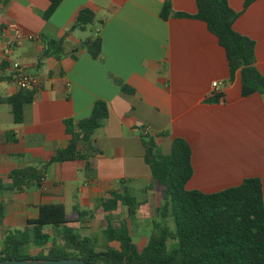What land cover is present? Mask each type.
I'll use <instances>...</instances> for the list:
<instances>
[{
	"label": "crops",
	"instance_id": "obj_1",
	"mask_svg": "<svg viewBox=\"0 0 264 264\" xmlns=\"http://www.w3.org/2000/svg\"><path fill=\"white\" fill-rule=\"evenodd\" d=\"M166 1L175 12L196 13V0H62L45 21L48 0H0V30L17 26L24 34L56 41L78 11L87 8L95 13L93 33L101 39L99 60L84 50L73 52L93 34L86 31L66 38L59 60L41 58L37 44L26 39L4 59L0 44L4 75L16 61L39 81L36 99L24 107L20 124L14 123L11 107L0 104V179L7 181L17 169L40 167L66 148L65 120L88 118L97 100L108 108L90 142L98 152L88 172L82 161L52 163L40 185L1 198L6 206L3 239L10 231L24 232L43 205H62L73 221L76 212L95 214L96 200L112 192L134 197L155 192L147 190L151 174L144 161L142 130L168 133L157 141L161 155L170 153L174 138L187 142L193 168L187 190L212 194L258 178L264 203V100L259 94L241 97L238 74L229 82L225 52L203 22L160 18ZM227 1L241 12L233 30L255 42V67L264 77V0L245 10L244 0ZM117 81L134 93L124 94ZM213 82L219 83L215 91ZM17 91L11 77H0V98ZM212 92L224 94L225 102L205 103ZM94 217L102 219L98 213ZM91 222L85 224L88 229Z\"/></svg>",
	"mask_w": 264,
	"mask_h": 264
},
{
	"label": "trees",
	"instance_id": "obj_2",
	"mask_svg": "<svg viewBox=\"0 0 264 264\" xmlns=\"http://www.w3.org/2000/svg\"><path fill=\"white\" fill-rule=\"evenodd\" d=\"M256 0H244L243 10ZM42 19L47 21L62 0H48ZM5 2H1L4 5ZM196 13L189 15L175 12L169 1L160 11V18L167 20L193 19L203 22L223 48L229 69V82L238 74L241 97L259 94L264 100V77L255 67V42L233 30L234 22L241 12H235L227 0H196ZM1 5V6H2ZM95 13L87 8L80 9L73 23L59 40L42 38L45 49L41 58L59 60L64 56L66 38L75 31L87 29L93 33ZM86 51L93 60L101 58V39L98 33L91 34L73 48V52ZM124 94L134 91L121 81H117ZM37 88L18 90L13 96L0 98V104L11 107L15 124L23 120V109L37 96ZM224 94L212 92L205 103L223 104ZM108 116L104 101L94 102L88 118L73 122L65 120L69 141L66 148L57 150L40 167L28 166L12 171L6 180L0 179V227L6 216V206L1 201L4 195L40 185L46 169L52 163L82 161L86 171L89 162L98 152L90 142L95 131ZM141 131L140 139L144 148V161L150 170L147 190L161 189V202L156 200L155 212L160 221L151 218L150 233L144 245L139 248L131 237L128 220L136 214L141 203L136 195L112 192L107 197L96 200L94 211L102 216L103 235L107 244H117V248L98 251L95 242L79 233L88 229L85 224L94 218V212H76L75 220L67 217L64 207L43 205L38 217L28 220L27 228L18 236L6 237L0 245V261L74 258L89 264H264V203L261 181L247 178L239 186L220 192L204 194L187 190L186 184L192 178L191 149L186 141L174 138L168 155L157 152V141L167 135L166 131L151 134ZM88 146L81 150L80 146ZM90 147V148H89ZM79 223V229L71 224ZM172 225V227H171ZM56 238L59 244L52 239ZM31 247L39 253L31 257L24 254Z\"/></svg>",
	"mask_w": 264,
	"mask_h": 264
},
{
	"label": "rangeland",
	"instance_id": "obj_3",
	"mask_svg": "<svg viewBox=\"0 0 264 264\" xmlns=\"http://www.w3.org/2000/svg\"><path fill=\"white\" fill-rule=\"evenodd\" d=\"M86 32L89 34L90 30L87 29ZM161 194H162L161 189L158 188L152 194L148 191H145V193L143 192L140 193L139 195H136L137 202L141 203L142 205L137 207L136 214L134 216H131L128 222L131 230L132 240L135 243V245L139 248H141L144 245L145 240L150 233V229L148 228L150 224H147L146 226L144 222H151L152 221L151 218L156 222L160 221L159 214L155 212V209L159 207H156L155 202L156 200H158L160 204ZM91 221L92 222L88 230L86 231L78 230L81 235L91 238L95 242L98 251H103L105 248H113L114 246H117L114 243L113 244L106 243L102 232L104 224L101 218L94 217ZM75 229H79V227ZM147 233L148 235H146ZM3 235H4V230H0V245L4 240ZM15 235L18 236L19 233H13L12 231H10L8 234V236H15ZM52 240L56 244H59L56 238H53ZM23 253L31 257H34L36 255L38 256L45 255V252L39 253L38 250L33 249L31 247L25 248Z\"/></svg>",
	"mask_w": 264,
	"mask_h": 264
},
{
	"label": "built area",
	"instance_id": "obj_4",
	"mask_svg": "<svg viewBox=\"0 0 264 264\" xmlns=\"http://www.w3.org/2000/svg\"><path fill=\"white\" fill-rule=\"evenodd\" d=\"M22 39H26L31 43L37 44L41 51L45 49V45L39 35L24 34L20 30V28H18L17 26H12L10 28L0 30V44L2 45V56L4 59L12 54L13 50L18 46V43ZM2 60L3 59L0 58V66ZM6 73L7 74L4 75L0 71V77H11L18 90L39 88L38 79L33 75L25 73L22 68V65L19 62H12L9 66V70ZM218 86V82H213L211 85L214 91L217 89ZM143 133L146 132L144 131Z\"/></svg>",
	"mask_w": 264,
	"mask_h": 264
},
{
	"label": "water",
	"instance_id": "obj_5",
	"mask_svg": "<svg viewBox=\"0 0 264 264\" xmlns=\"http://www.w3.org/2000/svg\"><path fill=\"white\" fill-rule=\"evenodd\" d=\"M0 264H89L80 259L64 258L59 260H47V259H24V260H3Z\"/></svg>",
	"mask_w": 264,
	"mask_h": 264
}]
</instances>
